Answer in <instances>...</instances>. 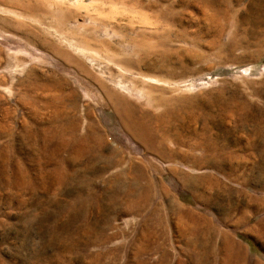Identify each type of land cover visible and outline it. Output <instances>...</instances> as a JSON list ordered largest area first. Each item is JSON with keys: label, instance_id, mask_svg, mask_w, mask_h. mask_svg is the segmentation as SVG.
I'll return each instance as SVG.
<instances>
[{"label": "rangeland", "instance_id": "obj_1", "mask_svg": "<svg viewBox=\"0 0 264 264\" xmlns=\"http://www.w3.org/2000/svg\"><path fill=\"white\" fill-rule=\"evenodd\" d=\"M259 3L0 0V264H264Z\"/></svg>", "mask_w": 264, "mask_h": 264}, {"label": "bare ground", "instance_id": "obj_2", "mask_svg": "<svg viewBox=\"0 0 264 264\" xmlns=\"http://www.w3.org/2000/svg\"><path fill=\"white\" fill-rule=\"evenodd\" d=\"M257 2H258V1H257ZM260 2H261V0H260ZM256 4H257V3H256ZM259 5H260V3H259ZM248 9H249V8H248ZM259 10L262 11V12L264 13V6H263V5H260V7H258V11H257V12H259ZM262 12H260L259 14H260L261 16H264V14H263ZM258 18L260 19V18H262V17L258 16ZM246 19H247V18H246ZM248 23H249V22H248ZM251 26H252V25H251ZM260 30H261V29H260ZM86 48H87V47H86ZM254 49H255V48H254ZM89 51H90V49H89ZM79 62H80V61H79ZM78 65H79V64H78ZM101 86H102V85H101ZM113 97H114V96H113ZM113 97H112V98H113ZM121 99H122V98H121ZM107 100H108V99H107ZM111 100H112V99H111ZM169 100H170V99H169ZM112 101H113V100H112ZM114 101H116V100H114ZM118 101H119V100H118ZM117 103H118V102H117ZM124 103H125V102H124ZM126 103H127V102H126ZM130 103H131V102H130ZM118 104H119V103H118ZM128 104H129V103H128ZM132 105H133V104H132ZM116 106H118V105H116ZM122 106H123V105H122ZM125 106H126V105H125ZM127 106H128V105H127ZM135 106H136V105H135ZM133 108H135V107H133ZM116 109H117V108H116ZM122 109H124V108H122ZM117 110H118V109H117ZM125 110H126V109H125ZM145 110H147V109H145ZM133 111H134V110H133ZM164 111H165V110H164ZM123 112H124V111H123ZM127 112H128V111H127ZM125 113H126V112H125ZM141 113H142V116H143V112H141ZM146 113H147V112H146ZM152 113H153V112H152ZM156 113L158 114V112H156ZM172 113L174 114V112H172ZM205 113H206V112H205ZM168 114H169V112H168ZM170 114H171V113H170ZM170 114H169V115H170ZM173 114H171V115H173ZM151 115H152V114H150V116H151ZM162 115H163V112H162ZM164 115H165V114H164ZM65 116H66V114H62V115L60 116V119H57L56 122H58V124H59V123H61V124L65 123V119H64V118H66ZM127 116H128V113H127ZM144 116H146V115H144ZM148 116H149V114H148ZM139 117H140V116H139ZM153 117H154V115H153ZM161 117H162V116H161ZM164 117H165V116H164ZM172 117H173V116H172ZM175 117H176V116H175ZM125 118H126V117H125ZM141 118H142V117H141ZM147 118H148V117H147ZM149 118H151V117H149ZM167 118H168V117H167ZM247 118L250 119L249 117H247ZM70 119H71V117H70ZM70 119H69V120H70ZM138 119H139V118H138ZM138 119L136 118L137 122H138ZM164 119H165V118H164ZM180 119H181V117H180ZM61 120H63V121H61ZM167 120H168V119H167ZM172 120H173V119H172ZM182 120H184V119L182 118ZM250 120H252V119H250ZM255 120H256V119H255ZM153 121H154V119L152 120V122H153ZM156 121H157V120H156ZM174 121H175V120H174ZM184 121H185V120H184ZM252 121H253V120H252ZM56 122H55V123H56ZM72 122H73V121H72ZM72 122H71V123H72ZM140 122H141V121H140ZM148 122H149V121H148ZM163 122H165V120H164ZM175 122H176V121H175ZM95 123H96V122H95ZM166 123H168V122H166ZM176 123H177V122H176ZM75 124H76V123H75ZM181 124H182V123H181ZM254 124H255V123H254ZM254 124H253V126H255ZM77 125H78V124H77ZM128 125H129L130 128L133 130L135 136H136L139 140H141V142H142V143H143L148 149H151V150L154 149V145H153V142H152V136H151L152 133H151L149 130H146V129H145V126H146V125H145L144 123H138L137 125H136V124H132V123H128ZM155 125H156V123H155ZM92 126H93V125H92ZM149 126H150V125H149ZM159 126H160V125H159ZM168 126H169V124H168ZM184 126H185V125H184ZM72 127H73V126H72ZM170 127H171V124H170ZM207 127H208V125H207ZM207 127H206V128H207ZM210 127H211V126H210ZM60 128H61V127H60ZM65 128H66V126H65ZM70 128H71V127H70ZM70 128H69V129H70ZM74 128H75V127H74ZM89 128H90V125H89ZM149 128H150V127H149ZM157 128H158V127H157ZM168 128H169V127H168ZM168 128H166V129H168ZM179 128H180V127H179ZM257 128H258V127H257ZM159 129H160V128H159ZM159 129H157V130H159ZM161 129H162V128H161ZM161 129H160V130H161ZM164 129H165V128H164ZM78 130H79V129H78ZM78 130H77V131L74 130L75 133H76V132L78 133ZM90 130H91V129H90ZM257 130H258V129H257ZM57 131H58V130H57ZM69 131L71 132V129H70ZM92 131H94V130H92ZM153 131H154V129H153ZM180 131H181V130H180ZM162 132H163V131H162ZM182 132H183V131H182ZM63 133H64V132H63ZM72 133H73V132H71V134H72ZM75 133H74V134H75ZM77 133H76V134H77ZM154 133H155V132H154ZM156 133H158V132H156ZM156 133H155V135H156ZM160 133H161V132H160ZM166 133H167V132H166ZM177 133H178V132H177ZM203 133H204V132H203ZM213 133H214V132H213ZM90 134H91V133H90ZM92 134H93V133H92ZM170 134H171V133H170ZM206 134H207V131H206ZM55 135H56V134H55ZM63 135H64V134H63ZM77 135H78V134H77ZM77 135H76V136H77ZM79 135H81V134H79ZM87 135H88V134H87ZM160 135H161V134H160ZM163 135H164V134H163ZM175 135H176V134H175ZM181 135H182V134H181ZM222 135H223V134H222ZM60 136H61V135H60ZM74 136H75V135H74ZM74 136H73V137H74ZM81 136H82V135H81ZM156 136H157V135H156ZM164 136H166V135H164ZM201 136H202V135H201ZM64 137H65V135H64ZM70 137H71V136H70ZM87 137H89V136H87ZM91 137H92V136H91ZM153 137H154V136H153ZM173 137H174V136H172V138H173ZM223 137H224V135H223ZM61 138H62V137H61ZM75 138H76V137H75ZM82 138H84V137H82ZM170 138H171V136H170ZM176 138H177V140H178V137H176ZM212 138H213V137H212ZM56 139H57V136H56ZM56 139H55V142H56ZM78 139H79V138H78ZM80 139H81V138H80ZM93 139H95V137H94ZM154 139H155V138H154ZM157 139H158V138H157ZM167 139H168V138H167ZM174 139H175V138H174ZM196 139H198V138H196ZM210 139H211V138H210ZM73 140H74V138H73ZM95 140H96V139H95ZM163 140L165 141V139H163ZM163 140H162V141H163ZM201 140H202V139H201ZM62 141H64V139H62ZM74 141H75V140H74ZM99 141H101V140H99ZM153 141H154V140H153ZM155 141H156V140H155ZM164 141H163V143H164ZM173 141H174V140H173ZM184 141H185V140H184ZM223 141H224V140H223ZM84 142H85V140L83 141V143H84ZM90 142L92 143V141H90ZM90 142H89V143H90ZM95 142H96V141H95ZM103 142H105V140H104ZM103 142L101 141L100 144L102 143V145H103V144H104ZM157 142H158V141H157ZM159 142L161 143V141H159ZM165 142H167V140H166ZM169 142H170V140H169ZM203 142H204V140H203ZM206 142H207V141H206ZM212 142H213V141H212ZM73 143H74V142H73ZM73 143H72V145H73ZM79 143H80V141H79ZM170 143H171V142H170ZM194 143H195V142H194ZM47 144H48V143H47ZM69 144H70V143H69ZM80 144H82V140H81V143H80ZM97 144H98V143H97ZM105 144H107V143H105ZM105 144H104V145H105ZM158 144H159V143H158ZM165 144H166V143H165ZM165 144H164V145H165ZM168 144H169V143H168ZM85 145H87V144L85 143ZM90 145H91V144H90ZM90 145H89V146H90ZM92 145H93V143H92ZM95 145H96V144H95ZM159 145H160V144H159ZM186 145H187V143H186ZM186 145H185V146H186ZM191 145H193V144H191ZM213 145H215V144H213ZM74 146H75V145H74ZM74 146H73V147H74ZM93 146H94V145H93ZM93 146H92V147H93ZM98 146H99V145H98ZM185 146H184V147H185ZM63 147H64V146H63ZM82 147H83V149H85L84 144H83ZM87 147H88V145H87ZM92 147H91V148H92ZM146 147H145V148H146ZM158 147H159V146H158ZM160 147H162V143H161V146H160ZM163 147H164V146H163ZM165 147H166V146H165ZM165 147H164V148H165ZM169 147H170V146H169ZM171 147H172V146H171ZM173 147H174V146H173ZM182 147H183V145H182ZM61 148H62V147H61ZM69 148H71V147H69ZM88 148H89V147H88ZM97 148H98V147H97ZM100 148H101V147H100ZM107 148H108V147H107ZM147 148H146V149H147ZM177 148H178V147H177ZM193 148H194V147H193ZM203 148H204V147H203ZM57 149H58V148H57ZM63 149H64V148H63ZM71 149H72V148H71ZM78 149H79V148H78ZM89 149H90V148H89ZM105 149H106V148H105ZM148 149H147V150H148ZM155 149H156V148H155ZM170 149H171V148H170ZM172 149H173V148H172ZM197 149H198V148H197ZM59 150H61V149H59ZM64 150H65V149H64ZM73 150H74V149H73ZM159 150H161V149H159ZM164 150H165V149H164ZM167 150H168V149H167ZM173 150H174V149H173ZM200 150H202V149H200ZM219 150H220V149H219ZM224 150H225V149H224ZM76 151H77V150H76ZM90 151H91V150H90ZM98 151H99V149H98ZM100 151H101V150H100ZM105 151H106V150H105ZM113 151L116 153L117 158H119V156H118V152H117L116 150H113ZM153 151H154V150H153ZM184 151H185V150H184ZM52 152H54V151H52ZM58 152H59V151H58ZM60 152H61V151H60ZM65 152H66V151H65ZM80 152H81V151H80ZM95 152H96V151H95ZM157 152H159V151H157ZM167 152H168V151H167ZM215 152H216V151H215ZM68 153H70V152H68ZM72 153H73V152H72ZM75 153H77V152H75ZM75 153H74V154H75ZM87 153H88V152H87ZM89 153H90V152H89ZM92 153H93V152H92ZM160 153H162V152H160ZM165 153H166V152H165ZM177 153H178V152H177ZM177 153H176V154H177ZM224 153H225V152H224ZM93 154H94V153H93ZM97 154H98V153H97ZM101 154H102V153H101ZM163 154H164V153H163ZM169 154H170V153H169ZM179 154H180V153H179ZM179 154H178V155H179ZM212 154H213V152H212ZM217 154H218V152H217ZM228 154H229V153H228ZM228 154H227V155H228ZM51 155H52V154H51ZM51 155H49V156L51 157ZM61 155H62V154H61ZM80 155H81V154H80ZM84 155H85V154H84ZM170 155H171V154H170ZM205 155H206V154H205ZM218 155H219V154H218ZM49 156H48V157H49ZM53 156H55V152H54V155H53ZM62 156H63V155H62ZM72 156H73V155H72ZM75 156H78V154H77V155L75 154ZM87 156H88V154H87ZM96 156H97V155H96ZM98 156H99V155H98ZM102 156H103V155H102ZM172 156H174V154H173ZM215 156H216V154H215ZM222 156H223V154H222ZM236 156H237V155H236ZM56 157H57V156H56ZM73 157H74V156H73ZM78 157H80V156H78ZM81 157H82V156H81ZM163 157H164V156H163ZM165 157H166V156H165ZM165 157H164V158H165ZM220 157H221V156H220ZM227 157H228V156H227ZM230 157H231V156H230ZM63 158H65V157L63 156ZM63 158H62V159H63ZM71 158H72V157H71ZM71 158H70V161H71ZM84 158H85V156H84ZM176 158H177V157H176ZM212 158H214V157H212ZM217 158H218V157H217ZM222 158H223V157H222ZM73 159H74V158H73ZM73 159H72V160H73ZM75 159H78V158H75ZM75 159H74V161H75ZM79 159H80V158H79ZM86 159H88V158H86ZM89 159H90V158H89ZM103 159H104V158H103ZM105 159H107V158H105ZM218 159H219V158H218ZM55 160H56V159H55ZM55 160H54V162H56ZM65 160H66V159H65ZM118 160H119V161H122L121 159H118ZM124 160H125V159H124ZM132 160H134V159H132ZM169 160H170V159H169ZM174 160H175V159H174ZM174 160H173V161H174ZM181 160H182V159H181ZM51 161H52V160H50V162H51ZM61 161H62V160H61ZM104 161H107V160H104ZM112 161H113V160H112ZM138 161H139V160H138ZM227 161H228V159H227ZM230 161H231V160H230ZM235 161H236V159H235ZM52 162H53V161H52ZM57 162H58V164H59V161H57ZM179 162H181V161H179ZM208 162H209V161H208ZM66 163H67V162H66ZM92 163H93V162H92ZM95 163H96V162H95ZM132 163H134V162H132ZM215 163H216V162H215ZM50 164H51V163H50ZM99 164H100V163H99ZM117 164H118V163H117ZM121 164H122V163H121ZM140 164H141V163H140ZM64 165H65V164H64ZM66 165H67V164H66ZM93 165H94V163H93ZM93 165H92V166H93ZM131 165H132V164H131ZM136 165H137V162H136L135 166H136ZM141 165H142V164H141ZM144 165H145V164H144ZM62 166H63V165H62ZM62 166H61V167H62ZM95 166H96V165H95ZM147 166H148V165H147ZM152 166H153V165H152ZM67 167H68V166H67ZM90 167H91V166H90ZM143 167H144V166H143ZM143 167H141V168H143ZM69 168H70V165H69ZM87 168H88V167H87ZM95 168H96V167H95ZM95 168H94V170H95ZM123 168H126V166L123 167ZM144 168H145V167H144ZM147 168H149V167H147ZM176 168H177V167H176ZM54 169H55V168H54ZM60 169H61V168L59 167L58 171H59ZM120 169H121V168H120ZM131 169H132V168H131ZM135 169H136V167H135ZM145 169H146V168H145ZM178 169H179V168H178ZM61 170H62V169H61ZM63 170H64V169H63ZM63 170H62V171H63ZM87 170H88V169H87ZM87 170H86V171H87ZM118 170H119V169H118ZM121 170H123V169H121ZM132 170H133V169H132ZM176 170H177V169H176ZM74 171L76 172L77 170L74 169ZM106 171H107V170H106ZM124 171H126V170H124ZM124 171H123V172H124ZM127 171H128V170H127ZM127 171H126V175H127ZM134 171H135V170H134ZM144 171H145V170H144ZM65 172H66V170H65ZM70 172H73V170L70 171ZM84 172H85V170H84ZM136 172H137V170H136ZM177 172H178V171H177ZM53 173H54V172H53ZM53 173H52V175H55V174H53ZM56 173H57V170H56ZM104 173H105V172H104ZM120 173H122V172H120ZM137 173H139V172H137ZM48 174H49V173H48ZM58 174H59V173H58ZM60 174H62V173H60ZM73 174H74V173H73ZM77 174H78V173H77ZM124 174H125V173H124ZM128 174H129V173H128ZM139 174H140V173H139ZM45 175H46V174H45ZM50 175H51V174H50ZM52 175H51V176H52ZM64 175H65V173H64ZM66 175H68V174H66ZM79 175H80V174H79ZM100 175H101V174H100ZM113 175H114V174H113ZM113 175H111V177H112ZM121 175H122V174H121ZM140 175H141V174H140ZM140 175H139V176H140ZM149 175H150V174H149ZM58 176H61V175H58ZM68 176H69V175H68ZM83 176H84V174H83ZM85 176H86V175H85ZM85 176H84V177H85ZM135 176H136V174H135ZM144 176H145V175H144ZM54 177H56V175H55ZM62 177H63V176H62ZM81 177H82V176H81ZM124 177H125V176H124ZM132 177H134V176H132ZM182 177H183V176H182ZM57 178H58V177H57ZM57 178H56V181H57ZM65 178H66V177H65ZM115 178H116V175H115ZM127 178H128V177H127ZM129 178H130V176H129ZM151 178H152V177H151ZM66 179H67V178H66ZM108 179H109V178H108ZM134 179H135V178H134ZM197 179H198V178H197ZM22 180H23V179H22ZM58 180L60 181V179H58ZM64 180H65V179H64ZM64 180H62V181H64ZM79 180H80V178H79ZM116 180H117V179H116ZM131 180H133V179H131ZM131 180H130V181H131ZM52 181H53V180H52ZM84 181H85V180H84ZM87 181H88V180H87ZM112 181H114V180H112ZM118 181H119V179H118ZM118 181H117V182H118ZM124 181H125V180H124ZM124 181H123V182H124ZM127 181H129V180H126L125 182L127 183ZM130 181H129V182H130ZM137 181H138V179H137ZM137 181L134 180L133 182H137ZM211 181H212V180H211ZM213 181H214V179H213ZM20 182H21V181H20ZM60 182H61V181H60ZM64 182H65V181H64ZM81 182H82V181H80V183H81ZM93 182H94V181H93ZM105 182H106V180H105ZM115 182H116V181H115ZM121 182H122V180H121ZM133 182H132V183H133ZM216 182H217V181H216ZM216 182H214V183L216 184ZM24 183H26V181H24ZM56 183H57V182H56ZM58 183H59V182H58ZM86 183H87V182H86ZM113 183H114V182H113ZM132 183H130V184H132ZM138 183H139V182H137V185H138ZM145 183H146V182H145ZM207 183H208V182H207ZM211 183H212V182H211ZM117 184H118V183H117ZM139 184H140V183H139ZM218 184H219V182H218ZM26 185H27V184H26ZM57 185H58V184H57ZM63 185H65V184H63ZM81 185H82V184H81ZM81 185H79V186H81ZM106 185H107V184H106ZM114 185H115V184H114ZM114 185H113V187H114ZM119 185H120V184H119ZM121 185H122V184H121ZM137 185L135 184V187H136ZM20 186H21V185H20ZM51 186H52V185H51ZM84 186H85V185H84ZM92 186H93V185H92ZM111 186H112V185H111ZM126 186H128V184H127ZM133 186H134V185H133ZM143 186H144V185H143ZM198 186H199V185H198ZM131 187H132V186H131ZM135 187H134V188H135ZM137 187H138V186H137ZM137 187H136V188H137ZM150 187H151V185H150ZM91 188H92V187H91ZM117 188H118V187H117ZM129 188H130V186H129ZM129 188H128V189H129ZM138 188H139V187H138ZM142 188H143V187H142ZM142 188H141V189H142ZM82 189H83V188H82ZM89 189H90V188H89ZM89 189H88V190H89ZM92 189H93V188H92ZM107 189H108V188H107ZM124 189H125V188H124ZM90 190H91V189H90ZM130 190H132V189H130ZM148 190H149V189H148ZM108 191H109V190H108ZM114 191H115V190H114ZM137 191H138V189H137ZM103 192H104V191H103ZM116 192H118V191H116ZM116 192H115V193H116ZM121 192H122V191H121ZM134 192H135V191H134ZM141 192H142V191H141ZM83 193H84V192H83ZM115 193H113V195H114ZM118 193H119V192H118ZM138 193H139V192H138ZM149 194H150V193H149ZM110 195H111V194H110ZM117 195H118V194H117ZM122 195L125 196L124 193H123ZM130 195H131V194H130ZM114 196H115V195H114ZM142 196H143V195H142ZM96 197H97V196H96ZM98 197H99V196H98ZM105 197H106V196H105ZM108 197H109V196H108ZM117 197H118V196H117ZM120 197H121V193H120ZM126 197H127V196H126ZM130 197H131V196H130ZM118 198H119V197H118ZM81 199H83V198H81ZM95 199H96V198H95ZM104 199H105V198H104ZM127 199H128V197H127ZM133 199H134V198H133ZM146 199H147V198H146ZM106 200H107V199H106ZM119 200H120V198H119ZM85 201H86V200H85ZM87 201H89V200H87ZM107 201H108V200H107ZM107 201H106V203H107ZM110 201H111V200H110ZM110 201H109V203H110ZM117 201H118V200H117ZM120 201H121V200H120ZM122 201H123V200H122ZM143 201H144V200H143ZM78 202H79V201H78ZM91 202H93V201H91ZM123 202H125V200H124ZM127 202H128V201H127ZM129 202H131V201H129ZM129 202H128V203H129ZM132 202H133V201H132ZM135 202H136V201H135ZM128 203H127V204H128ZM102 204H103V203H102ZM112 204H113V203H112ZM120 204H121V203H120ZM122 204H123V203H122ZM81 205H82V204H81ZM103 205H104V204H103ZM110 205H111V204H110ZM124 205H125V203H124ZM133 205H134V204H133ZM133 205L131 204V208H132ZM139 205H140V204H139ZM177 205H178V204H177ZM77 206H78V205H77ZM83 206H84V205H83ZM89 206H91V205H89ZM94 206H95V205H94ZM99 206H100V205H99ZM107 206H108V204H107ZM128 206H129V205H128ZM134 206H136V205H134ZM97 207H98V205H97ZM126 207H127V206H126ZM129 207H130V206H129ZM136 207H137V206H136ZM86 208H87V207H86ZM88 208H90V207H88ZM103 208H105V207H103ZM123 208H125V206H124ZM176 208L179 209V211H182V214H181V215H180L179 212H178V216L180 215V216L178 217V218H180L179 220H181V221H182L184 224H186L187 226L189 225L190 221H191V223H192V219H194L193 214H190L189 217H188V215L186 214L187 211L183 210V209L181 208L180 205L177 206ZM77 209H78V207H77ZM77 209H76V210H77ZM128 209L130 210V208H128ZM136 209L138 210V208H136ZM136 209H135V210H136ZM177 209H176V210H177ZM89 210H90V209H89ZM92 210H94V209H92ZM95 210H96V209H95ZM101 210H103V209H101ZM126 210H127V209H126ZM156 210H157V209H156ZM174 210H175V209H174ZM71 211L73 212V209H72ZM123 211H124V210H123ZM76 212H77V211H76ZM100 212H101V211H100ZM128 212H129V211H128ZM168 212H169V211H168ZM70 213H71V212H70ZM73 213H74V212H73ZM130 213H131V212H130ZM175 214H176V213H175ZM74 217H76V216H74ZM77 217H78V216H77ZM84 217H85V216H84ZM87 217H88V215H87ZM190 217H191V218H190ZM65 219H66V218H65ZM70 219H71V218H70ZM75 219H76V218H75ZM149 219H150V218H149ZM66 220H67V219H66ZM184 221H185V222H184ZM85 222H86V221H85ZM111 222H112V221H111ZM146 222H147V221H146ZM112 223H113V222H112ZM112 223H111V224H112ZM88 224H89V223H88ZM157 224H158V223H157ZM184 224H183V225H184ZM62 225H63V224H62ZM197 225H198V224H197ZM63 226H64V225H63ZM68 226H69V225H68ZM96 226H97V225H96ZM111 226H112V225H111ZM114 226H115V225H114ZM76 227H77V226H76ZM83 227H84V226H83ZM61 228H62V227H61ZM71 228H72V227H71ZM71 228H70V229H71ZM80 228H81V227H80ZM87 228H89V227L87 226ZM112 228H115V227H112ZM154 228H155V227H154ZM59 229H60V228H59ZM64 229H65V228H64ZM82 229H83V228H82ZM85 229H86V228H85ZM89 229H90V228H89ZM143 229H144V228H143ZM146 229H147V228H146ZM148 229H149V228H148ZM199 229H200V228H199ZM202 229H203V228H202ZM202 229H201V231H202ZM144 230H145V229H144ZM144 230H142V231H144ZM151 230H152V229H151ZM215 230H216V229H215ZM57 231H58V230H57ZM61 231H63V230H61ZM66 231H67V230H66ZM74 231H75V230H74ZM152 231H153V230H152ZM77 232H78V231H77ZM84 232H85V230H84ZM91 232H93V231H91ZM121 232H122V231H121ZM150 232H151V231H150ZM153 232H154V231H153ZM155 232H156V231H155ZM73 233H74V232H73ZM79 233H80V232H79ZM89 233H90V232H89ZM148 233H149V230H148ZM148 233H147V234H148ZM198 233H199V232H198ZM198 233H197V234H198ZM56 234H57V233H56ZM87 234H88V233H87ZM93 234H94V233H93ZM93 234H92V235H93ZM96 234H97V233H96ZM108 234H109V233H108ZM112 234H113V233H112ZM123 234H124V233H123ZM144 234H145V233H144ZM149 234H150V233H149ZM152 234L154 235L155 233H152ZM197 234H196V235H197ZM200 234H201V232H200ZM224 234H225V233H224ZM70 235H71V234H70ZM92 235H91V236H92ZM116 235H117V234H116ZM150 235H151V234H150ZM201 235H202V234H201ZM225 235H226V234H225ZM109 236H110V235H109ZM117 236H118V235H117ZM117 236H116V237H117ZM198 236H199V235H198ZM204 236H205V234H204ZM206 236H207V235H206ZM85 237H86V236H85ZM85 237H84V238H85ZM88 237H89V236H88ZM112 237H113V236H112ZM157 237H158V236H157ZM200 237H201V236H200ZM80 238H81V237H80ZM97 238H98V237H97ZM99 238H100V237H99ZM140 238H141V237H140ZM153 238H154V236H153ZM155 238H156V237H155ZM224 238H225V237H224ZM141 239H142V238H141ZM141 239H139V240H141ZM147 239H148V237H147ZM198 239H199V238H198ZM198 239H197V240H198ZM204 239H205V238H204ZM204 239H203V240H204ZM76 240H77V239H76ZM98 240H99V239H98ZM189 240H191V239H189ZM207 240H208V239H207ZM86 241H87V240H86ZM143 241H144V240H143ZM143 241H142V242H143ZM148 241H149V240H148ZM200 241H201V240H200ZM200 241H199V242H200ZM204 241H205V240H204ZM209 241H210V240H209ZM213 241H214V240H213ZM106 242H107V241H106ZM142 242H141V243H142ZM190 242H191V241H190ZM135 243H136V242H135ZM137 243H138V242H137ZM159 243H160V242H159ZM202 243H203V242H202ZM202 243H200V244H202ZM204 243H205V242H204ZM206 243H207V241H206ZM213 243H214V242H213ZM138 244H140V243H138ZM138 244H137V245H138ZM142 244H144V243H142ZM194 244H195V243H193V245H194ZM196 244H197V243H196ZM208 244H209V243H208ZM84 245H85V244H84ZM145 245H146V243H145ZM159 245H160V244H159ZM206 245H207V244H206ZM138 246H139V245H138ZM147 246H148V245H147ZM154 246H155V245H154ZM164 246H165V245H164ZM88 247H89V246H88ZM134 247H135V246H134ZM159 247H160V246H159ZM202 247H203V246H202ZM216 247H217V246H216ZM218 247H219V246H218ZM65 248H66V247H65ZM84 248H85V247H84ZM156 248H157V247H156ZM226 248L228 249V251L230 250V246L226 245ZM140 249H143V248H140ZM164 249H165V247H164ZM164 249H163V250H164ZM193 249H194V248H193ZM212 249H213V248H212ZM146 250H147V248H146ZM156 250H157V249H156ZM159 250H160V249H159ZM159 250H158V251H159ZM136 251H137V250H135V252H136ZM166 251H167V250H166ZM135 252H134V253H135ZM140 252H141V251H140ZM160 252H161V251H159L158 253H160ZM73 253H74V252H73ZM138 253H139V252H138ZM152 253H153V252H152ZM164 253H165V252H164ZM166 253H167V252H166ZM166 253H165V254H166ZM208 253H209V252H208ZM208 253H207V254H208ZM136 254H137V253H136ZM136 254H135V255H136ZM233 254H234L233 256H238L237 250H234V253H233ZM147 255H148V254H147ZM161 255H162V254H161ZM202 255H203V254H202ZM209 255H210V254H209ZM209 255H208V256H209ZM203 256H204V255H203ZM205 256H206V255H205ZM134 257H135V256H134ZM158 257H159V256H158ZM206 257H207V256H206ZM209 257H210V256H209ZM136 259H137V258H136ZM168 259H169V257H168ZM200 259H201V258H199V260H200ZM180 260H181V259H180ZM228 260L231 261L230 258H228ZM228 260L225 261V264H229ZM167 261H169V260H167ZM206 261H207V260L203 258V261H202V262L200 261V263H201V264H208V263H210V262L207 263ZM180 262H181V261H180ZM212 262H213V261H212Z\"/></svg>", "mask_w": 264, "mask_h": 264}]
</instances>
